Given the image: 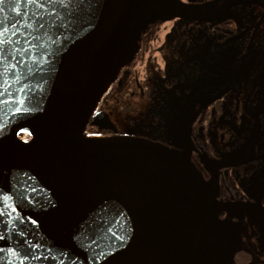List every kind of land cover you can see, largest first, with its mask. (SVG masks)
<instances>
[{"label":"water","instance_id":"1","mask_svg":"<svg viewBox=\"0 0 264 264\" xmlns=\"http://www.w3.org/2000/svg\"><path fill=\"white\" fill-rule=\"evenodd\" d=\"M158 16L134 0L0 5V264H233L224 204L187 156L84 134Z\"/></svg>","mask_w":264,"mask_h":264},{"label":"flooded vegetation","instance_id":"2","mask_svg":"<svg viewBox=\"0 0 264 264\" xmlns=\"http://www.w3.org/2000/svg\"><path fill=\"white\" fill-rule=\"evenodd\" d=\"M156 8L85 136L159 144L224 204L233 264H264V0H134Z\"/></svg>","mask_w":264,"mask_h":264},{"label":"snow or ice","instance_id":"3","mask_svg":"<svg viewBox=\"0 0 264 264\" xmlns=\"http://www.w3.org/2000/svg\"><path fill=\"white\" fill-rule=\"evenodd\" d=\"M3 3H4V0H0V5H2ZM4 31H7V29L0 31V59H2L4 57V48H3V44H4L3 33H4ZM85 239H88V237H85ZM92 243H96V241L93 240Z\"/></svg>","mask_w":264,"mask_h":264},{"label":"built area","instance_id":"4","mask_svg":"<svg viewBox=\"0 0 264 264\" xmlns=\"http://www.w3.org/2000/svg\"><path fill=\"white\" fill-rule=\"evenodd\" d=\"M20 137H21L22 139H26V140L30 138V137H29L28 135H26V134L21 135Z\"/></svg>","mask_w":264,"mask_h":264}]
</instances>
